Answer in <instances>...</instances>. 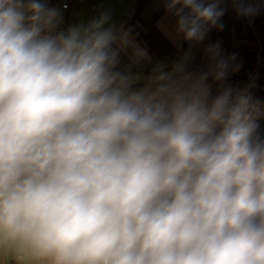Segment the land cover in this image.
<instances>
[{
	"label": "clouds",
	"instance_id": "1",
	"mask_svg": "<svg viewBox=\"0 0 264 264\" xmlns=\"http://www.w3.org/2000/svg\"><path fill=\"white\" fill-rule=\"evenodd\" d=\"M221 2L166 7L178 34L202 41L223 27ZM58 17L42 0H0V251L36 264H264V140L247 98L226 88L209 101L208 74L191 80L179 63L130 91L140 77L114 71L119 52H146L129 33L104 14L52 35ZM227 68L220 59L214 79Z\"/></svg>",
	"mask_w": 264,
	"mask_h": 264
},
{
	"label": "crops",
	"instance_id": "2",
	"mask_svg": "<svg viewBox=\"0 0 264 264\" xmlns=\"http://www.w3.org/2000/svg\"><path fill=\"white\" fill-rule=\"evenodd\" d=\"M68 10H60L54 5L50 9L59 12L58 23L52 35L67 32L73 27H86L104 14L110 19L105 27L113 26L117 31L128 32L135 46L146 52L145 57L133 55L134 48L129 45L119 52L114 71L130 73L154 72L157 65L170 67L178 61L184 50L182 34L176 31V21L168 12L165 0H66ZM245 13H241L232 0H222L220 7L225 9L219 24L223 27H209L202 41H194L193 52L188 65L181 75L191 80L207 73L205 83L209 86V101L226 88L233 89L245 77L250 62L256 53V36L259 37L255 13L264 10V0H243ZM179 7V6H178ZM217 45L219 56L212 58L209 46ZM115 48L116 45H113ZM223 59L228 68L222 80L214 79L216 63ZM131 87L130 91L144 89ZM153 90L155 86H152ZM248 111L258 124L256 136L264 140V113L253 106L252 99L246 97ZM28 260H20L25 264ZM33 264L36 262L32 261Z\"/></svg>",
	"mask_w": 264,
	"mask_h": 264
},
{
	"label": "built area",
	"instance_id": "3",
	"mask_svg": "<svg viewBox=\"0 0 264 264\" xmlns=\"http://www.w3.org/2000/svg\"><path fill=\"white\" fill-rule=\"evenodd\" d=\"M47 8L50 9L51 5H54L60 10H68L70 4L66 0H42ZM262 57V43L259 37L256 36V53L249 64L248 71L245 77L239 82V84L233 89L234 95H242L247 97L248 93L252 90H259L264 93V62ZM175 64V63H174ZM173 64V65H174ZM157 67H160L158 64ZM145 88V87H143ZM25 264H33L28 260Z\"/></svg>",
	"mask_w": 264,
	"mask_h": 264
},
{
	"label": "trees",
	"instance_id": "4",
	"mask_svg": "<svg viewBox=\"0 0 264 264\" xmlns=\"http://www.w3.org/2000/svg\"><path fill=\"white\" fill-rule=\"evenodd\" d=\"M256 18V24H261L258 28L259 33V39L262 43V57L264 59V10H259L255 13ZM173 67H165L164 70L168 71ZM125 74H128L127 71L123 72ZM145 74H154V72H143ZM247 97H250L253 102V106L264 113V93H262L259 90H252L248 93Z\"/></svg>",
	"mask_w": 264,
	"mask_h": 264
},
{
	"label": "water",
	"instance_id": "5",
	"mask_svg": "<svg viewBox=\"0 0 264 264\" xmlns=\"http://www.w3.org/2000/svg\"><path fill=\"white\" fill-rule=\"evenodd\" d=\"M166 4H167V0H165ZM173 15V14H172ZM175 21L177 20V18L173 15ZM183 35V34H182ZM184 39V38H183ZM193 48H194V41H189V40H185L184 39V50L182 55L180 56V58L178 59V61L175 64H183L184 65V71L188 65L190 56L193 52ZM173 68V67H172ZM172 68L169 69L168 71H172ZM183 71V72H184ZM182 74V73H181ZM180 74V75H181ZM128 75L131 76H138L140 77L139 80H137L135 83H133L131 85V87H139V86H149V77H151L153 74H145V73H130ZM155 86V85H153Z\"/></svg>",
	"mask_w": 264,
	"mask_h": 264
},
{
	"label": "rangeland",
	"instance_id": "6",
	"mask_svg": "<svg viewBox=\"0 0 264 264\" xmlns=\"http://www.w3.org/2000/svg\"><path fill=\"white\" fill-rule=\"evenodd\" d=\"M19 262L20 259H18L15 255L0 251V264H19Z\"/></svg>",
	"mask_w": 264,
	"mask_h": 264
}]
</instances>
